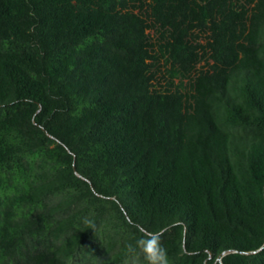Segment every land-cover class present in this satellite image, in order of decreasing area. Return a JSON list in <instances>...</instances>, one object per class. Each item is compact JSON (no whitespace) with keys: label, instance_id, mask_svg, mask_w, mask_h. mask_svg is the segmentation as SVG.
<instances>
[{"label":"trees","instance_id":"obj_1","mask_svg":"<svg viewBox=\"0 0 264 264\" xmlns=\"http://www.w3.org/2000/svg\"><path fill=\"white\" fill-rule=\"evenodd\" d=\"M152 233L264 264V0H0V264Z\"/></svg>","mask_w":264,"mask_h":264},{"label":"clouds","instance_id":"obj_2","mask_svg":"<svg viewBox=\"0 0 264 264\" xmlns=\"http://www.w3.org/2000/svg\"><path fill=\"white\" fill-rule=\"evenodd\" d=\"M87 223L90 228L95 227L92 221H87ZM162 234L152 233L137 240L135 245H126V253L134 256L139 249L146 264H169L167 250L161 243ZM133 264H136L135 260H133Z\"/></svg>","mask_w":264,"mask_h":264},{"label":"water","instance_id":"obj_3","mask_svg":"<svg viewBox=\"0 0 264 264\" xmlns=\"http://www.w3.org/2000/svg\"><path fill=\"white\" fill-rule=\"evenodd\" d=\"M258 251H259V250L254 251V253H256V252H258ZM223 255H224V253L221 254V256L219 257V259H221Z\"/></svg>","mask_w":264,"mask_h":264}]
</instances>
